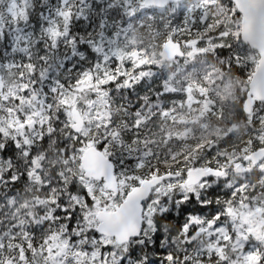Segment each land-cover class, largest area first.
<instances>
[{
  "label": "snow or ice",
  "instance_id": "obj_1",
  "mask_svg": "<svg viewBox=\"0 0 264 264\" xmlns=\"http://www.w3.org/2000/svg\"><path fill=\"white\" fill-rule=\"evenodd\" d=\"M0 264H264V0H0Z\"/></svg>",
  "mask_w": 264,
  "mask_h": 264
}]
</instances>
